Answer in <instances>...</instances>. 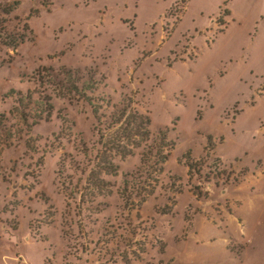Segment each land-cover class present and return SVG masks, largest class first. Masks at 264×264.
I'll return each instance as SVG.
<instances>
[{
  "label": "rangeland",
  "instance_id": "obj_1",
  "mask_svg": "<svg viewBox=\"0 0 264 264\" xmlns=\"http://www.w3.org/2000/svg\"><path fill=\"white\" fill-rule=\"evenodd\" d=\"M14 1L13 13L29 30L18 45L16 34L0 31V113L10 106L6 92L26 91L24 75L40 66L92 70L99 91L113 101L130 96L149 115L150 130L168 127L175 142L163 172L178 175L182 190L167 197L161 173L154 193L131 211L135 250L145 245L141 256L154 264H264V0H174L165 12L170 0H0ZM220 6L229 14L219 32ZM207 23L201 33L193 29ZM60 96L51 119L33 127V141L51 138L59 124L55 115L63 112L91 140L87 107L79 98ZM209 137L225 167L248 168L238 185L189 178L178 162L186 151L202 156ZM58 154L47 152L38 173L28 170L21 148L4 150L0 264H119L103 253H110L112 241L97 242L118 200L108 197L111 206L95 225L99 234L81 246V232L90 235L94 226L89 229L84 214L88 226L80 231L75 203L69 208L58 192ZM137 163L134 155L120 168ZM196 184L206 193L192 190Z\"/></svg>",
  "mask_w": 264,
  "mask_h": 264
},
{
  "label": "trees",
  "instance_id": "obj_2",
  "mask_svg": "<svg viewBox=\"0 0 264 264\" xmlns=\"http://www.w3.org/2000/svg\"><path fill=\"white\" fill-rule=\"evenodd\" d=\"M16 4L17 1L10 4L0 2V31L9 35L16 34L18 41L15 45H18L24 40L29 26L24 19L13 13ZM228 14L225 7H219L215 18L221 21L223 27L219 28V32L226 26L223 18ZM24 78L30 83L26 91L9 89L5 94L11 101L7 112L0 113V164L4 150L21 148L22 158L28 161V170L35 167L39 173L45 154L54 149L59 153L54 169L58 192L64 196L69 208L70 202L75 203L73 210L80 231L82 227L88 226L83 224L84 214L89 229L94 226L90 235L86 230L81 232V246L85 247V243L95 240L94 235L99 232L95 226L98 214L111 206L108 197L112 195L119 204L112 202L116 210L106 219V233L97 238L98 243L104 241L107 245L112 241V250L108 253V248H105L103 253L107 257L112 254V260L119 261V264H154L141 256L145 245L140 251L135 250L138 231L131 211H137L139 205L154 193L161 173L168 180L165 186L167 197H170L169 192L173 195L182 190L178 175L163 172L164 163L175 145L174 140L167 135L168 127L152 132L149 115L135 108V101L130 96L122 95L119 100L113 101L110 96L99 91V82L92 70L82 72L65 65L57 68L40 66L24 75ZM62 94L79 98L87 107L93 120L92 139H86L82 132H76L68 124L70 120L63 112L55 115L59 124L51 138L42 144L33 141V127L51 119L53 100L55 97H63L60 96ZM213 147L209 137L202 156L195 158L190 151H186L178 158V162L186 167L189 178L198 176L208 182L213 179L217 185L238 184L248 173V168H234L231 165L225 167L214 156ZM134 155L138 157L135 167L122 170L121 161ZM193 187L200 194L206 193L197 184L192 185V190ZM122 217L128 222H123L120 219ZM45 221L50 223L52 219ZM71 222L74 224V220ZM123 253H132L134 257L127 258L125 255L124 258Z\"/></svg>",
  "mask_w": 264,
  "mask_h": 264
},
{
  "label": "crops",
  "instance_id": "obj_3",
  "mask_svg": "<svg viewBox=\"0 0 264 264\" xmlns=\"http://www.w3.org/2000/svg\"><path fill=\"white\" fill-rule=\"evenodd\" d=\"M173 1H174V0H170L169 3H168V5H165V7H164V11H163V12H165V10H166L167 8L170 7V5H171V3H172ZM187 1H188V0H187ZM186 4H187V2H186ZM182 19H183V15H182V17H181V19H180V22L182 21ZM213 21H214V20H213ZM210 23H211V22H209V28H210ZM201 24H203V22H202ZM207 27H208V23L205 24L203 27H199V26L195 25V26L193 27V29L195 30V32H199V33H201V32L203 31V29L207 30ZM263 174H264V172H262V175H263ZM228 185H229V184H228ZM235 185H238V184H235ZM246 244H247V243H246ZM18 262H19V264H25V262L22 261V260L16 261L17 264H18Z\"/></svg>",
  "mask_w": 264,
  "mask_h": 264
}]
</instances>
